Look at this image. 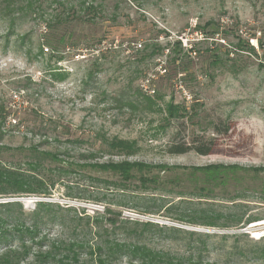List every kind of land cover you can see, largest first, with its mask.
<instances>
[{
  "label": "rangeland",
  "instance_id": "374dc122",
  "mask_svg": "<svg viewBox=\"0 0 264 264\" xmlns=\"http://www.w3.org/2000/svg\"><path fill=\"white\" fill-rule=\"evenodd\" d=\"M33 1L9 13L0 0V166L36 172L50 191L21 197L25 208L71 209L47 227L53 237H74L73 218L107 206L113 239L264 264V237L251 234L264 222V0ZM65 6L78 20L45 27ZM114 138L135 153L112 151ZM210 140L209 155L171 151ZM125 159L153 167L126 181L86 166ZM218 165L238 168L206 169Z\"/></svg>",
  "mask_w": 264,
  "mask_h": 264
},
{
  "label": "trees",
  "instance_id": "16d2710c",
  "mask_svg": "<svg viewBox=\"0 0 264 264\" xmlns=\"http://www.w3.org/2000/svg\"><path fill=\"white\" fill-rule=\"evenodd\" d=\"M2 2L3 8L9 13H14L16 10L24 12L31 8L36 11L39 7L34 5L33 0H2ZM85 5L84 3L85 11H96L94 5L87 7ZM69 7H63L70 12L66 17L62 18L60 14H56L46 22L45 27L52 30L65 20H78L75 6ZM60 40L63 43L66 39L63 37ZM168 108L171 116L176 115L173 104L168 105ZM225 129V133H227L231 128L227 126ZM215 131H217L216 133L221 132L217 128ZM108 141L109 139L106 142L109 143L112 151L115 150L119 154L131 156L136 151L135 143L118 138ZM216 147L215 141L210 140L195 145L175 144L171 151L179 154L195 151L201 155H209L215 152ZM47 155L59 160L55 153L47 152ZM86 166L103 171H112L126 181L134 178V171H149L153 167L150 164L129 159L89 162ZM35 167L37 166L35 165ZM236 168L238 167L218 165L206 169H213L222 176L223 173L228 172L227 170L234 171ZM49 194L48 180L38 173H29L11 166H0V197L11 199L0 201V264H114L119 259H125L126 264H218L203 263L201 258L196 259L193 255L189 258L182 257L166 250L153 248L140 241L111 238L117 229L115 227L119 218L116 212L107 206H105L104 215L98 212L102 214V220L100 217L91 220L89 215L86 217L78 215L73 218L74 228L72 232L74 237H53L46 230L47 227L58 220L63 226L66 217L65 211L68 212L71 209L65 210L59 205L40 200L36 202L33 209L27 210L23 202L12 199L28 195L46 197ZM96 200L101 201L100 198H96ZM104 220L110 226H107L103 222ZM148 225L150 223L144 224L145 227ZM204 225L216 226L215 222L212 221L205 222ZM79 228H81V232L77 233L76 230ZM173 230L179 231L177 228H173ZM131 233L139 234L136 229L132 230ZM191 234L195 235L196 233L191 232ZM89 236L95 238L91 239ZM262 254L264 255V249H262Z\"/></svg>",
  "mask_w": 264,
  "mask_h": 264
},
{
  "label": "built area",
  "instance_id": "2783aa9c",
  "mask_svg": "<svg viewBox=\"0 0 264 264\" xmlns=\"http://www.w3.org/2000/svg\"><path fill=\"white\" fill-rule=\"evenodd\" d=\"M151 92H155V90H151ZM259 228L253 232H251V234L254 236V238L260 239L262 237H264V222H260L259 224Z\"/></svg>",
  "mask_w": 264,
  "mask_h": 264
},
{
  "label": "water",
  "instance_id": "95a60500",
  "mask_svg": "<svg viewBox=\"0 0 264 264\" xmlns=\"http://www.w3.org/2000/svg\"><path fill=\"white\" fill-rule=\"evenodd\" d=\"M4 200H11V199H2V198L0 199V201H4ZM18 200H20V198Z\"/></svg>",
  "mask_w": 264,
  "mask_h": 264
}]
</instances>
